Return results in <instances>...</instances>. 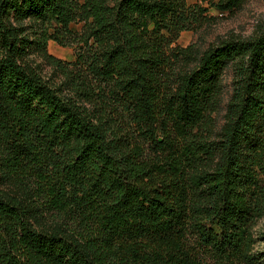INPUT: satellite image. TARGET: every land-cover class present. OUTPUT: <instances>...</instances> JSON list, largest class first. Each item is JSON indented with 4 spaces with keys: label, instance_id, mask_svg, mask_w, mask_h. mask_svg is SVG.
<instances>
[{
    "label": "trees",
    "instance_id": "1",
    "mask_svg": "<svg viewBox=\"0 0 264 264\" xmlns=\"http://www.w3.org/2000/svg\"><path fill=\"white\" fill-rule=\"evenodd\" d=\"M202 11L186 0H0V264H206L192 236L214 264H264L252 233L264 216V29L200 55L171 47ZM77 19L98 51L73 71L47 46ZM34 49L62 85L28 61Z\"/></svg>",
    "mask_w": 264,
    "mask_h": 264
},
{
    "label": "rangeland",
    "instance_id": "2",
    "mask_svg": "<svg viewBox=\"0 0 264 264\" xmlns=\"http://www.w3.org/2000/svg\"><path fill=\"white\" fill-rule=\"evenodd\" d=\"M83 2V0H81ZM187 4L193 7H200L203 9L202 16L199 23L194 30L182 32L177 41L171 47L176 46L186 48L192 45L198 55L206 51L210 47L217 46L221 41L227 39H248L256 35L260 30L264 29V0H247L245 4L238 10L223 12L216 7L217 0H186ZM59 41L51 40L47 46V53L57 60L61 61L63 65H69L74 71V66L79 63L80 56L90 59L89 53L97 52V45L91 40L88 44V32L85 22L77 19L70 24L68 31L58 30L55 33ZM86 59V60H87ZM28 61L35 67L42 76L52 83L60 86L64 82V75L50 65L44 58L42 53L36 49L29 55ZM78 70L83 73V65L80 64ZM83 70V71H82ZM232 92V72L227 69L223 75V92L221 103L217 111L212 115V124L208 127V133L217 138L222 126L225 123V114L227 103L231 97ZM116 105H113L115 107ZM112 107V108H113ZM117 108V107H115ZM118 113V112H117ZM116 119L117 125L129 138L139 140L140 143L144 140L140 135V130L137 124H132L129 117L120 115L118 113ZM117 117V116H116ZM115 117V118H116ZM140 136V137H139ZM160 142L162 138L159 137ZM146 143V142H144ZM145 155L154 158L153 150L150 149L149 143L143 144ZM254 236V252H263L264 255V216L258 219L252 228ZM189 244L198 251L202 256V260L207 261L206 264H214L209 256L197 244L195 236L190 237Z\"/></svg>",
    "mask_w": 264,
    "mask_h": 264
}]
</instances>
